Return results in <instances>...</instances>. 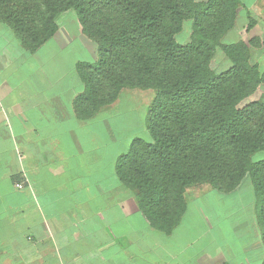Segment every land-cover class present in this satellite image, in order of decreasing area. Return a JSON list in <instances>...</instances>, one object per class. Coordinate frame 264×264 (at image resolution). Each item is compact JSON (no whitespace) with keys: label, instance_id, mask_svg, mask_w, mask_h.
<instances>
[{"label":"trees","instance_id":"trees-1","mask_svg":"<svg viewBox=\"0 0 264 264\" xmlns=\"http://www.w3.org/2000/svg\"><path fill=\"white\" fill-rule=\"evenodd\" d=\"M238 0H0V22L29 52L56 32L71 10L82 33L97 45L92 61H77L83 90L79 116L92 117L123 88L152 89L146 127L116 161V172L135 192L154 228L170 233L185 210V191L208 184L233 192L248 178L255 194L264 249V71L251 61L256 38L221 44L234 26ZM191 20L187 43L176 41ZM249 26V25H248ZM220 47L231 65L214 72ZM228 264V263H221ZM261 264H264V256Z\"/></svg>","mask_w":264,"mask_h":264},{"label":"crops","instance_id":"crops-1","mask_svg":"<svg viewBox=\"0 0 264 264\" xmlns=\"http://www.w3.org/2000/svg\"><path fill=\"white\" fill-rule=\"evenodd\" d=\"M238 2L231 31L248 19L246 34L258 40L251 56L264 70V0ZM57 25L33 52L14 37L13 49L0 45V264H233L231 250L195 249L200 239L186 238L184 227L199 219H187V200L170 233L141 212L116 172L134 137L123 140L99 119L111 104L88 118L74 108L83 90L75 64L95 59L93 43L73 11ZM75 40L80 54L60 57ZM259 240L245 245L238 264H261L264 253L253 256Z\"/></svg>","mask_w":264,"mask_h":264},{"label":"rangeland","instance_id":"rangeland-1","mask_svg":"<svg viewBox=\"0 0 264 264\" xmlns=\"http://www.w3.org/2000/svg\"><path fill=\"white\" fill-rule=\"evenodd\" d=\"M242 22L237 27L236 32L231 31L233 28L231 27L230 30L224 33L220 39L221 44H228L239 40H245L247 42V39H250L248 37L249 35L246 34V31L249 30L248 19H243ZM0 26L7 28V30L3 29L6 36L0 28V45H3L5 50L13 49V41L17 40L20 42V40L8 25L0 22ZM191 31V20L184 21L182 30L176 35V41L183 44L187 43L190 40ZM4 36L6 38L8 37L7 39L9 41H5L7 39ZM75 41L71 45H68V51H63L60 57L70 54H80V50L76 45L77 40ZM92 43L91 54L96 56L97 45L94 41ZM254 46L256 47L257 45ZM5 52L7 53V51ZM8 52L11 53L12 51ZM251 61L254 62V57L252 56ZM230 65L229 59L218 46L211 60V68L214 72H219L227 69ZM154 95L155 91L152 89L123 88L116 101L100 114L99 119L103 120L106 124H112L115 131L120 132L123 140H129L132 137H141L150 140L151 138L146 127V111ZM263 156L264 151H258L251 156V159L257 160ZM185 197L188 204L187 219L194 217V215L199 218L196 223L195 220L197 217L193 218L195 224H187L184 227L185 236L187 235L189 238L194 236V238L200 239L198 245L193 244L195 249L201 247L207 249L210 245L212 247L218 245L227 254L231 250L235 258L232 263L238 264L239 258L244 253L245 245L255 239H259L260 234L256 218L255 194L249 179L244 178L233 192L227 194L219 193L208 184H202L196 186V188L189 189ZM199 213L201 217H199ZM203 220H207L205 222L209 224L210 229L207 232L205 229L208 226H206L207 223L205 222L202 225L201 222ZM261 248L262 250H259L260 252L258 254H253V256L264 253L262 245ZM245 255L250 258L251 252H245Z\"/></svg>","mask_w":264,"mask_h":264},{"label":"built area","instance_id":"built-area-1","mask_svg":"<svg viewBox=\"0 0 264 264\" xmlns=\"http://www.w3.org/2000/svg\"><path fill=\"white\" fill-rule=\"evenodd\" d=\"M15 185H16V187H21L22 186V184H20V183H16Z\"/></svg>","mask_w":264,"mask_h":264}]
</instances>
